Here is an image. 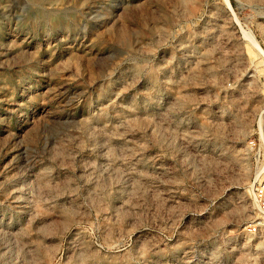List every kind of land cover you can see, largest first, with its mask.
I'll use <instances>...</instances> for the list:
<instances>
[{"label": "rangeland", "instance_id": "1", "mask_svg": "<svg viewBox=\"0 0 264 264\" xmlns=\"http://www.w3.org/2000/svg\"><path fill=\"white\" fill-rule=\"evenodd\" d=\"M263 180L264 0H0V264H264Z\"/></svg>", "mask_w": 264, "mask_h": 264}, {"label": "built area", "instance_id": "2", "mask_svg": "<svg viewBox=\"0 0 264 264\" xmlns=\"http://www.w3.org/2000/svg\"><path fill=\"white\" fill-rule=\"evenodd\" d=\"M250 144H253L250 142ZM253 201L258 210H264V180L255 184L252 189Z\"/></svg>", "mask_w": 264, "mask_h": 264}, {"label": "bare ground", "instance_id": "3", "mask_svg": "<svg viewBox=\"0 0 264 264\" xmlns=\"http://www.w3.org/2000/svg\"><path fill=\"white\" fill-rule=\"evenodd\" d=\"M51 5V4H50Z\"/></svg>", "mask_w": 264, "mask_h": 264}]
</instances>
